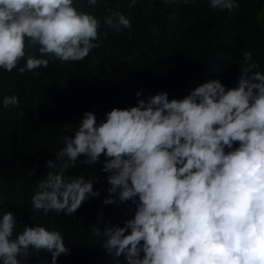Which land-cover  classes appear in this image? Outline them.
Segmentation results:
<instances>
[{
    "label": "clouds",
    "instance_id": "obj_1",
    "mask_svg": "<svg viewBox=\"0 0 264 264\" xmlns=\"http://www.w3.org/2000/svg\"><path fill=\"white\" fill-rule=\"evenodd\" d=\"M87 3L95 7L97 0ZM210 7L231 12L239 4L210 0ZM103 23L116 32L131 28L119 11ZM100 28V19L79 10L74 0H0V68L11 72L26 59L18 68L23 75L53 60L83 61L100 47ZM28 47L39 57L26 54ZM242 61L234 88L210 80L171 100L166 91L147 99L137 91L135 106L113 108L99 124L93 112H85L74 136H63L55 161L46 162L49 171L31 197L33 211L73 216L82 203L99 197L95 177L73 179L65 173L77 161L95 165L103 154L101 170L110 185L103 203L135 205L123 227L109 224L101 233L90 226L93 235L106 238L102 246L113 259L264 264V72L250 51L243 52ZM19 102L15 95L3 98L6 108ZM17 227L12 212L0 215V264H25L41 251L57 264L70 252L54 228L31 225L17 232Z\"/></svg>",
    "mask_w": 264,
    "mask_h": 264
},
{
    "label": "trees",
    "instance_id": "obj_2",
    "mask_svg": "<svg viewBox=\"0 0 264 264\" xmlns=\"http://www.w3.org/2000/svg\"><path fill=\"white\" fill-rule=\"evenodd\" d=\"M130 2L97 0L93 7L87 0H74L79 10L101 21L100 47L83 61L53 60L47 68L23 75L18 68L26 59L11 72L0 68V215L12 212L17 232L31 225L59 231L70 252L59 256L57 264H125L123 257L107 254L102 246L106 238L93 235L90 226L102 233L106 225L123 227L134 216L131 201L103 203L110 187L101 170L103 154L95 165L77 161L65 173L73 179L95 177L99 197L82 203L73 216L32 209L34 190L49 171L46 162L55 161L63 136H74L85 112H93L99 124L113 108L135 106L137 91L143 99L166 91L171 100L210 80L234 88L244 51L264 72V0H236L239 8L231 12L211 8L210 0H137L129 7ZM116 11L130 19V29L116 32L104 25V18ZM28 53L40 55L33 47L26 48ZM13 95L19 106L4 107L3 98ZM25 264H51V254L33 253Z\"/></svg>",
    "mask_w": 264,
    "mask_h": 264
},
{
    "label": "built area",
    "instance_id": "obj_3",
    "mask_svg": "<svg viewBox=\"0 0 264 264\" xmlns=\"http://www.w3.org/2000/svg\"><path fill=\"white\" fill-rule=\"evenodd\" d=\"M79 124H80V123H79ZM79 124H78V125H79Z\"/></svg>",
    "mask_w": 264,
    "mask_h": 264
},
{
    "label": "rangeland",
    "instance_id": "obj_4",
    "mask_svg": "<svg viewBox=\"0 0 264 264\" xmlns=\"http://www.w3.org/2000/svg\"><path fill=\"white\" fill-rule=\"evenodd\" d=\"M79 126V125H78Z\"/></svg>",
    "mask_w": 264,
    "mask_h": 264
}]
</instances>
